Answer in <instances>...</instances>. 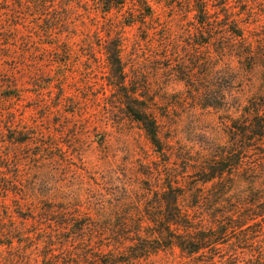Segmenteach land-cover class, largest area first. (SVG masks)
Here are the masks:
<instances>
[{
	"label": "rangeland",
	"instance_id": "1",
	"mask_svg": "<svg viewBox=\"0 0 264 264\" xmlns=\"http://www.w3.org/2000/svg\"><path fill=\"white\" fill-rule=\"evenodd\" d=\"M83 1H62L70 2L74 25L69 56L27 20L15 31L8 27L9 14L0 10V108L17 123L14 137L30 139L26 145L0 142V155L11 160L3 173L19 175L28 195L23 211L15 208L13 195L0 204L17 223L23 222L17 213L28 211L37 220L54 222L138 218L150 191L168 181L191 182L199 163L230 145L231 127L244 121L264 94L258 59L237 57L242 46L236 40H228L235 46L221 51L225 39L206 44L207 36L196 34L199 14L191 9L193 1L128 0L106 15L96 9L95 0ZM215 5L210 1L209 9ZM144 6L150 17L143 18ZM224 10L242 21L246 43L264 53V0H229ZM105 31L120 38L127 87L157 119L161 153L108 86L98 39ZM8 92L14 98L6 99ZM6 121L0 118L1 125ZM0 250L4 256L10 253ZM177 261L161 253L147 263Z\"/></svg>",
	"mask_w": 264,
	"mask_h": 264
},
{
	"label": "trees",
	"instance_id": "2",
	"mask_svg": "<svg viewBox=\"0 0 264 264\" xmlns=\"http://www.w3.org/2000/svg\"><path fill=\"white\" fill-rule=\"evenodd\" d=\"M62 1H0V10L10 15L6 21L14 31L27 20L39 30L40 37L54 41L61 53L69 56L74 25L68 14L71 4ZM127 1L94 2L96 9L106 15ZM187 1H193L191 9L199 14L196 34L207 36L206 44L225 39L220 47L224 51L235 46L230 41L236 40L235 44L242 46L237 57L258 59L264 70V53H256L246 43L239 25L242 21L224 10L229 0ZM210 1L216 2L213 11L209 9ZM142 10L143 18L151 16L149 7ZM95 34L97 38L98 32ZM104 34L98 39L107 63L108 86L118 93L126 113L141 126L154 151L161 153L157 119L147 112L136 91L127 87L120 38L111 36L110 31ZM86 46L94 54L90 42ZM5 98L14 95L8 92ZM9 116L0 108V118H7L4 125L0 124V142L26 145L29 137H14L17 123L13 115ZM245 116L237 127L235 123L231 127L230 145L199 163L192 171L191 182L168 181L158 191H150L144 213L136 219L95 222L70 218L54 222L45 217L37 220L28 211L26 215L17 213L15 217L23 221L17 223L7 208L0 210V248L10 252L4 256L0 250V264H148L161 253L178 258L177 264H264V94ZM4 130L8 133L5 137ZM0 161L4 162L0 165V204L13 195L18 199L15 208L23 211L28 195L19 175L8 178L3 173L11 161L9 155L1 153ZM64 230L67 235L62 233Z\"/></svg>",
	"mask_w": 264,
	"mask_h": 264
}]
</instances>
